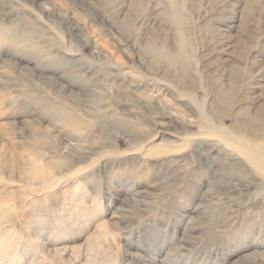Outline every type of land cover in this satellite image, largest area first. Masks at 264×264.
<instances>
[{
  "label": "rangeland",
  "instance_id": "obj_1",
  "mask_svg": "<svg viewBox=\"0 0 264 264\" xmlns=\"http://www.w3.org/2000/svg\"><path fill=\"white\" fill-rule=\"evenodd\" d=\"M140 256L264 264V0H0V264Z\"/></svg>",
  "mask_w": 264,
  "mask_h": 264
},
{
  "label": "bare ground",
  "instance_id": "obj_2",
  "mask_svg": "<svg viewBox=\"0 0 264 264\" xmlns=\"http://www.w3.org/2000/svg\"><path fill=\"white\" fill-rule=\"evenodd\" d=\"M165 261H166V260H165ZM157 263H158V262H157ZM170 263H171V262H170ZM135 264H151V261H149L148 258H144V256H143V257L140 256V258L137 259V261H136ZM167 264H169V262H168Z\"/></svg>",
  "mask_w": 264,
  "mask_h": 264
}]
</instances>
